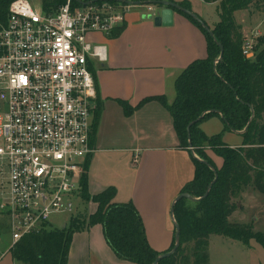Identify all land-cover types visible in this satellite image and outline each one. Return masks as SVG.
I'll return each instance as SVG.
<instances>
[{"label": "trees", "instance_id": "trees-1", "mask_svg": "<svg viewBox=\"0 0 264 264\" xmlns=\"http://www.w3.org/2000/svg\"><path fill=\"white\" fill-rule=\"evenodd\" d=\"M15 0H0V27L6 25L9 8ZM102 1V0H94ZM135 3H156L162 0H130ZM212 3L213 0H203ZM252 0H225L219 8V22L211 29L210 36L192 17L175 10L197 26L207 41V57L190 64L175 81V98L168 104L165 97L148 98L145 103L157 100L170 113L180 146L191 154L195 168L194 178L181 193L193 198H202L215 180L207 197L191 202L182 199L175 204L174 218L180 226V246L176 253L159 264H209V238L218 235L250 245L254 240L264 247V234L254 232L251 226L232 224L229 217L235 210L233 199L252 186L264 194V48L255 45V59L243 55L244 36L235 23L234 14L248 8ZM46 15L54 14L67 0H42ZM116 3V0H110ZM126 3V2H125ZM78 0L73 6L79 5ZM179 5L191 11L189 2ZM203 20V19H202ZM206 24V22L203 20ZM207 25V24H206ZM121 27V26H120ZM118 27V28H120ZM116 28L110 36L117 30ZM264 43V37L260 38ZM259 40V38H258ZM223 47V57L218 61ZM95 87V108L92 114L90 144L95 137L101 105L98 96L96 70L89 63ZM127 115L132 113L129 105L120 102ZM194 123L188 133V126ZM212 117H222L226 127L234 132H243L241 147L232 148L222 140V134L208 137L201 124ZM245 130V131H244ZM190 137V138H189ZM191 144L193 153L189 150ZM207 150L222 158L218 168L207 154ZM206 162L207 164H205ZM89 156L80 180V206L65 228L46 229L25 235L9 251L11 257L22 264H68L73 236L95 225H101L104 238L116 257L132 264H154L162 254L149 244L144 223L132 203L114 202L116 190L109 188L91 196L88 191ZM216 173V174H215ZM93 202L97 211L88 214L87 204ZM9 232L8 224L0 223V231ZM191 253L184 254L192 245ZM175 245V237L170 252Z\"/></svg>", "mask_w": 264, "mask_h": 264}, {"label": "built area", "instance_id": "built-area-1", "mask_svg": "<svg viewBox=\"0 0 264 264\" xmlns=\"http://www.w3.org/2000/svg\"><path fill=\"white\" fill-rule=\"evenodd\" d=\"M73 1L38 15L27 0H15L0 27V217L13 241L9 251L25 235L58 229L53 217L70 221L78 213L96 99L89 63L106 60L90 36L110 35L134 6ZM242 51L255 59L252 40Z\"/></svg>", "mask_w": 264, "mask_h": 264}, {"label": "crops", "instance_id": "crops-1", "mask_svg": "<svg viewBox=\"0 0 264 264\" xmlns=\"http://www.w3.org/2000/svg\"><path fill=\"white\" fill-rule=\"evenodd\" d=\"M162 1L189 2L197 16V6L213 5L203 0ZM153 8L150 13L134 5L125 15V23L112 36H90L94 45L105 47L106 60L94 63L101 113L90 144L87 175L91 196L114 188V202L135 206L150 246L164 254L175 237L172 204L194 178L195 168L190 152L180 146L168 110L157 100L139 105L156 97H165L168 104L172 103L175 81L190 64L207 57V41L197 26L176 11L171 26H156L154 18L161 15L162 8ZM260 26L261 22L257 28ZM120 102L133 110L130 115ZM92 120L91 115V123ZM200 127L206 135H213L224 130L226 124L220 117ZM225 143L238 148L243 138L241 142ZM206 152L214 161L213 153ZM218 161L216 166L221 168L222 160ZM87 208L88 214H93L97 205L89 202ZM3 233L1 230L0 238ZM8 251L2 252L5 255L0 264H22ZM68 264L132 263L116 257L104 238L102 226L95 225L74 234Z\"/></svg>", "mask_w": 264, "mask_h": 264}, {"label": "rangeland", "instance_id": "rangeland-1", "mask_svg": "<svg viewBox=\"0 0 264 264\" xmlns=\"http://www.w3.org/2000/svg\"><path fill=\"white\" fill-rule=\"evenodd\" d=\"M33 11L42 15L43 2L42 0H27ZM225 0H213V5L202 4L201 7L197 6L196 11L198 16L203 19L206 24L212 29L215 26V22L219 21V8ZM141 5H148L150 3H142ZM199 7V8H198ZM234 20L237 25L240 26L242 35L244 36V43L252 40L254 46L258 45V49L263 50L264 43L262 39L264 37V0H252L248 8L237 11L234 14ZM261 22V26L257 28ZM256 28V29H255ZM259 38V40H258ZM0 100V105H1ZM213 118L205 120L203 123H207ZM222 134V140L228 144L235 142H241V136L236 135L235 132L229 130L227 127L224 130L219 131L217 134L207 135L213 137ZM230 135L228 139H225L226 135ZM240 138V139H239ZM212 152V151H211ZM213 163L216 165V161L222 160L214 152ZM223 163V161H221ZM218 166V165H217ZM221 166V165H220ZM235 210L229 217V222L232 224L247 225L253 228L254 232H261L264 234V194L257 192L252 186L243 190L242 194L237 199H233ZM82 206H80L81 210ZM88 209V208H87ZM97 209L93 211L95 213ZM55 228H62L63 224L69 222V217L66 215H59L52 218ZM0 223L7 224L6 219H0ZM1 252H7L12 244V238L9 232H4L1 236ZM192 245L187 247L185 256L191 253ZM209 264H264V247L260 246L254 240L250 242V245H244L241 242L234 241L229 238H225L218 235H212L209 238ZM192 264V263H191Z\"/></svg>", "mask_w": 264, "mask_h": 264}, {"label": "water", "instance_id": "water-1", "mask_svg": "<svg viewBox=\"0 0 264 264\" xmlns=\"http://www.w3.org/2000/svg\"><path fill=\"white\" fill-rule=\"evenodd\" d=\"M128 4H132V5H140V3H135V2H131V1H127ZM152 6H155V7H161L162 10H161V15L160 16H156L154 18V23L156 26H171L172 23H173V14H174V11L175 10H179V11H182L184 12L185 14H187L188 16L192 17L196 22H198L204 29L205 31L210 35V36H213V33H212V30L210 29V27L208 25H206L203 20L197 16L195 13H193L192 11L190 10H187L183 7H181L179 4H176L174 2H169V1H160V2H156V3H150ZM220 49H221V53H220V57L218 59V61L223 57V53H224V50H223V47L220 46ZM203 116H201L198 120H196L195 122L191 123L188 128H187V131L188 133L190 132V128L191 126L196 123V122H199L201 119H202ZM222 118V117H221ZM223 119V118H222ZM245 131V130H244ZM234 132V131H233ZM237 133H243V132H237ZM190 138V137H189ZM189 150L192 152L193 156L196 158V155L193 153V149H192V146L191 144H189ZM205 164H207L206 162H204ZM208 165V164H207ZM216 174V173H215ZM217 180V174H216V177H215V180L212 182V184L209 186L207 192L205 193L204 197L202 198H193L192 196H190L189 194H185V193H182V194H179L177 196V198L174 200L173 204H172V207H171V211H170V215H171V219L174 223V227H175V245H174V248L170 251V252H167V253H164V254H161L157 259L156 261L154 262V264H159L161 260L165 259V258H169L171 257L172 255H174L177 251V249L179 248L180 246V226L176 223V220L174 218V207H175V204L182 200V199H187L191 202H196V201H199L205 197L208 196L213 184L216 182ZM66 226L64 225L63 228H65Z\"/></svg>", "mask_w": 264, "mask_h": 264}]
</instances>
